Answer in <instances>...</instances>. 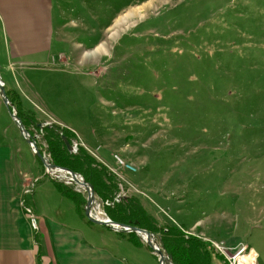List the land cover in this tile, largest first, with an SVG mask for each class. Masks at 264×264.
I'll return each mask as SVG.
<instances>
[{
    "label": "rangeland",
    "instance_id": "rangeland-1",
    "mask_svg": "<svg viewBox=\"0 0 264 264\" xmlns=\"http://www.w3.org/2000/svg\"><path fill=\"white\" fill-rule=\"evenodd\" d=\"M53 6L50 64L27 66L13 78L46 119L40 126L72 130L73 152L79 141L121 183L112 199L95 192L94 216L111 219L106 207L137 195L161 226L209 242L216 264H264V0H53ZM7 109L0 96V136L29 150L24 163L35 174L44 168L40 180L49 184L36 180L25 197L35 229L40 214L49 233L52 222L93 224L84 210L87 191L46 173ZM31 128L55 164L43 133ZM54 180L85 196L83 215ZM42 233L40 255L46 237L57 255Z\"/></svg>",
    "mask_w": 264,
    "mask_h": 264
},
{
    "label": "crops",
    "instance_id": "crops-1",
    "mask_svg": "<svg viewBox=\"0 0 264 264\" xmlns=\"http://www.w3.org/2000/svg\"><path fill=\"white\" fill-rule=\"evenodd\" d=\"M53 10V0H0V72L6 73V79L2 76L6 90L25 111H33L31 102L13 75L16 78L17 71L27 66L50 64L56 31ZM60 58L67 61L63 55ZM34 113L39 120H46L39 117L38 112ZM45 114L53 121H62L51 113ZM27 151L0 136V264H159L155 253L141 239L136 243L129 233H120L90 220L93 224L86 227L52 222L49 233V220L45 214H40L35 229L25 197L32 184L37 185L36 180L43 188H49V184L40 180L44 168L41 174L39 170L35 174L34 169L24 163L23 152ZM35 193L37 191L32 195L33 201ZM40 232L48 233L54 240L57 255L51 251L48 237L43 247L47 252L40 255Z\"/></svg>",
    "mask_w": 264,
    "mask_h": 264
},
{
    "label": "trees",
    "instance_id": "trees-1",
    "mask_svg": "<svg viewBox=\"0 0 264 264\" xmlns=\"http://www.w3.org/2000/svg\"><path fill=\"white\" fill-rule=\"evenodd\" d=\"M7 94L15 104L18 114L27 129L36 128L43 133V139L47 143V152L50 153L53 162L78 172L93 184L99 198L112 199L120 193L122 187L116 175L109 168L98 161L79 141L78 151L70 152L62 138L65 135L72 143L77 135L70 129L60 124L53 123L51 126H40V121L33 111H25L9 91ZM41 151L39 141L37 142ZM59 191L71 198L78 206L79 212L83 215L82 206L86 202L83 194L74 191L71 187L62 182L54 180ZM109 217L118 223L138 226L153 233H159L164 250L169 254L174 264H216L214 251L210 243L198 235L188 234L181 228L169 225L161 226L157 218L145 207L139 196L126 194L121 201L115 202L113 206L105 208ZM136 243L140 239L134 233L129 234ZM151 249V248H150ZM152 250V249H151Z\"/></svg>",
    "mask_w": 264,
    "mask_h": 264
},
{
    "label": "water",
    "instance_id": "water-1",
    "mask_svg": "<svg viewBox=\"0 0 264 264\" xmlns=\"http://www.w3.org/2000/svg\"><path fill=\"white\" fill-rule=\"evenodd\" d=\"M0 96H1L4 104L7 106L9 113L12 116L13 120L15 121L16 125L18 126L20 132L23 134L26 141L31 145L34 153L42 160L44 166L46 167V173L49 175H54L56 177L64 178L59 173L66 172V173H68V176L72 177V179H74L75 181H82V184L84 185V188L88 193L87 204L85 205L84 210H85V215L87 216V218L90 221L97 223V224L105 225L107 227L114 229L115 231H118V232H123V233L134 232L140 237H141V234H146L147 237L151 240L150 241L145 240L143 237H142V239L145 240V242L151 248L154 249V251L158 257L159 264H172L169 255L164 252V250L162 249V247H161L160 243L158 242L156 236L152 232H149V231L142 229L140 227H137V226L118 223V222H115L111 219H103L97 215L94 216V214H93L94 208L93 207H94L95 201H96V194H95L93 184H91L90 182L85 180L81 174L73 171L72 169H70L68 167H62V166L55 165L46 159V156L38 148L36 139L34 138V136H32V134L28 131V129L25 127V125L21 121V119L18 115L16 106H14V104L10 100V98L7 94V91H6L5 82L2 78L1 72H0ZM39 125H42V124H39ZM62 138H63L68 150L70 152H73L74 151V144H72L65 135H62ZM70 181L71 180L68 179V182H70Z\"/></svg>",
    "mask_w": 264,
    "mask_h": 264
},
{
    "label": "bare ground",
    "instance_id": "bare-ground-1",
    "mask_svg": "<svg viewBox=\"0 0 264 264\" xmlns=\"http://www.w3.org/2000/svg\"><path fill=\"white\" fill-rule=\"evenodd\" d=\"M61 175H62L63 177L68 178V179L71 180L72 182L77 183V185H79L81 188L85 189V188H84V185L82 184V181H75L74 179H72V177H69V176H68V173H66V172H61ZM64 180H65V179H64ZM80 180H81V179H80ZM141 237H143L145 240H148V241L151 240V239H149V238L147 237L146 234H141Z\"/></svg>",
    "mask_w": 264,
    "mask_h": 264
},
{
    "label": "built area",
    "instance_id": "built-area-1",
    "mask_svg": "<svg viewBox=\"0 0 264 264\" xmlns=\"http://www.w3.org/2000/svg\"><path fill=\"white\" fill-rule=\"evenodd\" d=\"M75 145H77V144H75ZM121 196V194H119V195H117V197H116V200L118 201L119 200V197ZM36 221H35V219L33 218V225H34V227H36V223H35ZM243 250L244 249H242V250H240L239 252H238V255L239 254H241L242 252H243Z\"/></svg>",
    "mask_w": 264,
    "mask_h": 264
}]
</instances>
